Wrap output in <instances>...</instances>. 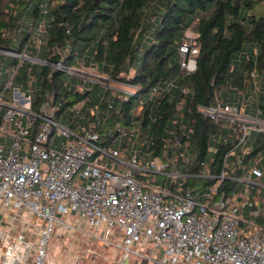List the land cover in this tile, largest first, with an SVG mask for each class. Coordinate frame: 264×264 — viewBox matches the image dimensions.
Here are the masks:
<instances>
[{
	"label": "built area",
	"instance_id": "built-area-1",
	"mask_svg": "<svg viewBox=\"0 0 264 264\" xmlns=\"http://www.w3.org/2000/svg\"><path fill=\"white\" fill-rule=\"evenodd\" d=\"M179 53L181 72L194 71L199 53L194 36L185 35ZM33 69L23 86L14 85L19 68H7L0 89V213L5 218L14 209L29 208L43 226L36 242L19 235L22 247L8 254L5 264H46L56 225L115 245L124 262L133 254L151 264H264V113L258 105V82L251 91H232L226 99L215 90L214 103L199 106L218 128L208 152L220 146L226 152L219 172H212L207 160L202 162L205 170L193 173L184 170L194 156L185 128V95L175 105L166 147L154 155L152 141L138 142L139 120L133 119L128 128L116 125L119 133L110 144L98 130L108 115L100 103L111 106L113 96L126 88L137 92L129 75L120 72L112 78L99 68H51L52 73L70 74L76 79L71 84L91 90L90 95L93 83L102 89L73 104V120L66 121L55 113L54 95L40 112L33 110ZM176 88V79L155 84L138 102L135 118L160 93ZM191 177L212 178L214 183L195 192L186 185ZM226 182L234 185L226 188ZM112 234L121 242H112Z\"/></svg>",
	"mask_w": 264,
	"mask_h": 264
},
{
	"label": "trees",
	"instance_id": "trees-1",
	"mask_svg": "<svg viewBox=\"0 0 264 264\" xmlns=\"http://www.w3.org/2000/svg\"><path fill=\"white\" fill-rule=\"evenodd\" d=\"M254 10V0H0V49L40 60L1 54L0 89L8 76L7 68H19L14 85L23 86L34 68L33 110L40 112L42 104L54 95L56 115L63 114L64 120L71 121L70 107L91 90L72 85L76 79L68 73H52L53 63L75 68L80 61L94 62L100 72L112 78L120 72L131 73L128 82L138 88L135 94L125 99L123 92H117L111 106L100 103V110L108 111L105 123L98 128L104 143L110 144L119 133L116 125L128 128L133 119L139 120L142 132L138 142L152 141L153 153L158 155L166 147V130L177 116L175 105L185 95V128L190 132L194 156L184 170L201 172L205 170L202 162L208 160L210 170L217 173L226 150L220 146L215 153L208 152L211 135L218 128L199 106L212 105L215 90L226 99L233 92L251 91L258 82V105L264 113V10L258 15ZM190 27L197 35L199 53L196 69L182 73L179 46ZM37 33L42 34L41 42L34 46L30 42ZM170 79H176L177 88L160 93L154 102L147 103L142 116L135 118V99ZM97 87L93 83V89ZM185 88L189 89L187 94L183 93ZM213 183L212 178L199 177L186 181L195 192ZM224 185L228 188L234 183Z\"/></svg>",
	"mask_w": 264,
	"mask_h": 264
},
{
	"label": "rangeland",
	"instance_id": "rangeland-1",
	"mask_svg": "<svg viewBox=\"0 0 264 264\" xmlns=\"http://www.w3.org/2000/svg\"><path fill=\"white\" fill-rule=\"evenodd\" d=\"M255 1V14H261L264 10V1L263 0H254ZM187 35H192L196 37V33L192 27L186 30ZM40 37H42L41 33H37L31 39L30 44L34 46H38L41 42ZM13 54V51L8 49H0L1 54ZM31 55V53H27ZM22 58H29L34 62H39L40 60L33 56H25ZM12 68V67H11ZM53 68H66L64 63H53ZM75 68H97V65L94 62L84 63V61H80V63ZM126 75L131 76V73H124ZM92 77V76H90ZM76 81V80H75ZM102 89L100 86L96 88L95 91L90 95L96 96L100 93ZM125 95L130 96L132 93H135L133 88H126ZM148 93H144L143 95H139L135 101L139 102L143 98L148 97ZM58 108V105L54 106V109ZM13 217L9 220L8 218L3 219V224L0 225V235L3 233H8L9 235H13L15 238V243L18 244L17 237L19 235H23L26 241L36 242L39 240L41 231H42V222L36 216V214L29 208H19L12 210ZM62 218V217H60ZM9 220V221H8ZM260 219H258L259 221ZM6 221V222H5ZM103 230H101L102 232ZM63 232V233H62ZM69 234L66 236V231L61 229L59 225L55 226L54 231L52 232L51 239L47 245V258L46 264H138L135 263L137 260L139 263H143L146 260L142 257H137L131 254L126 262H124V254L123 251L116 247L115 245H105L97 241V239H91L86 233L76 232V231H67ZM110 240L112 242H121V238L116 234L110 236ZM56 242L61 247V253L59 258L52 263L51 257L53 256V248L51 247L52 243ZM6 243V242H4ZM9 245V243H7ZM16 246V245H15ZM19 247L22 245L19 243ZM13 252L16 251L17 247ZM4 258H8L9 255L7 253L2 254ZM157 264V263H152Z\"/></svg>",
	"mask_w": 264,
	"mask_h": 264
},
{
	"label": "crops",
	"instance_id": "crops-1",
	"mask_svg": "<svg viewBox=\"0 0 264 264\" xmlns=\"http://www.w3.org/2000/svg\"><path fill=\"white\" fill-rule=\"evenodd\" d=\"M6 217L10 220L13 217V215L9 213L8 216H6ZM5 218H3L2 214L0 213V225L3 224V222H4L3 219H5ZM1 231L2 230H0V232ZM66 233H67L66 234V236H67L69 234V232L66 231ZM15 238L16 237H14L12 234L9 235L8 233H3V234L0 235V264H5V263L9 262V260L4 258V256L2 254H4V253L10 254L15 249L14 247H17L16 251L18 250L19 244L15 243ZM4 242H6V243H4ZM7 243H9V245H7ZM51 247L53 248V256L51 257L52 258L51 261H52V263H54V260L56 261L59 258L58 256H60L61 247L56 242H53ZM135 263H138V264H151L149 262L139 263L137 260L135 261Z\"/></svg>",
	"mask_w": 264,
	"mask_h": 264
},
{
	"label": "water",
	"instance_id": "water-1",
	"mask_svg": "<svg viewBox=\"0 0 264 264\" xmlns=\"http://www.w3.org/2000/svg\"><path fill=\"white\" fill-rule=\"evenodd\" d=\"M43 24H44V22H43Z\"/></svg>",
	"mask_w": 264,
	"mask_h": 264
}]
</instances>
